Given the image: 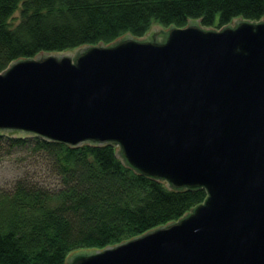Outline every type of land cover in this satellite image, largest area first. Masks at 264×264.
I'll use <instances>...</instances> for the list:
<instances>
[{"label":"water","instance_id":"95a60500","mask_svg":"<svg viewBox=\"0 0 264 264\" xmlns=\"http://www.w3.org/2000/svg\"><path fill=\"white\" fill-rule=\"evenodd\" d=\"M156 26L13 61L0 135L113 143L168 188L205 189L181 218L65 264H264V17Z\"/></svg>","mask_w":264,"mask_h":264},{"label":"trees","instance_id":"16d2710c","mask_svg":"<svg viewBox=\"0 0 264 264\" xmlns=\"http://www.w3.org/2000/svg\"><path fill=\"white\" fill-rule=\"evenodd\" d=\"M262 17L264 0H0V71L41 51L141 37L152 24L199 19L219 29ZM1 142L44 157L56 183L18 180L0 190V264H65L73 251L103 249L177 220L206 197L204 188L170 189L139 173L113 143L71 147L40 135H0Z\"/></svg>","mask_w":264,"mask_h":264},{"label":"rangeland","instance_id":"374dc122","mask_svg":"<svg viewBox=\"0 0 264 264\" xmlns=\"http://www.w3.org/2000/svg\"><path fill=\"white\" fill-rule=\"evenodd\" d=\"M17 16L18 11L14 14V17ZM156 25L152 24L146 33L157 29ZM18 180L42 182L44 185L56 183L44 157L32 152L27 145L11 147L7 142H1L0 190H10Z\"/></svg>","mask_w":264,"mask_h":264}]
</instances>
